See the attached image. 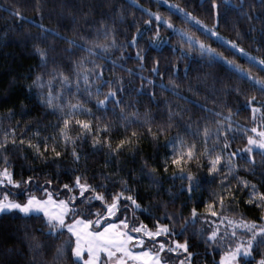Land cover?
<instances>
[{
	"label": "trees",
	"instance_id": "obj_1",
	"mask_svg": "<svg viewBox=\"0 0 264 264\" xmlns=\"http://www.w3.org/2000/svg\"><path fill=\"white\" fill-rule=\"evenodd\" d=\"M169 2L179 5L185 12H190L209 27L212 26L215 17V10L211 8L212 0H169ZM237 2L238 0H230V5H236ZM68 3L69 0H0V139L6 132H9V129H15L17 142L21 138L25 141L31 139L33 143L39 142L41 149H43L44 137L51 138L58 132L60 123H62V116L59 111L49 109L40 103L36 88L33 87L29 90L28 85L33 76L38 72H43L45 79H47L50 73L55 75L51 72L53 67L71 75V60H78L81 56L87 57L89 63L86 66L91 67L90 61L93 57L88 56L80 49H74L72 54L64 53L62 50L68 47L66 42L49 36L41 46L55 49L56 63L53 64L51 60L53 53L50 52L49 64L43 69L40 68L38 66L39 59L33 52V44L36 41L29 38L35 36L39 29L31 21H35L36 24L42 23L59 32L61 36L76 39L78 43L81 42L79 40L81 35L86 36L89 40H94L96 43H110L112 39H115L116 47L110 48L108 53L104 54L105 59L96 58V62L105 66L104 80H113L117 76L123 77L125 90L121 94V107L124 108L123 114L125 116L135 112L138 113L140 121H143L147 113L155 129L156 124L167 122L169 103L174 108L177 105H182L188 111L185 112L183 120L176 118V126L166 136H160L157 140H153L151 136L147 135L146 124L142 125L140 122L132 124L129 131L134 129L138 132L143 131L145 134L139 141L135 152L125 149L120 152L118 157L110 154L105 147L99 146L94 149L91 135L76 139L75 147L80 154L79 162H74L71 156L73 146H65L60 140H57L56 147L58 151H61V156L55 157L53 153L48 152L47 161L37 159L33 149L29 148L27 143L15 147L9 143L5 154L9 157V168L13 172V179L19 181L31 176L32 181L28 185L21 183L19 187L8 184L0 185V197L7 194L8 197L19 198L23 201L28 194L43 196V188L49 187L54 196L65 199L71 193L62 185H71L76 175H82L87 178L90 184L106 185L107 196L110 201L112 194L122 187L120 180H127L128 188L131 190L130 194L141 205V208L137 209L135 213L130 209L128 210L132 224L137 225L143 222L149 228H154L156 218L161 217V222L172 225L173 221H169L166 218L167 215L179 213L174 221L175 231L178 233L174 238L179 242L187 240L189 251L196 253L192 257V264H218L219 250L212 252L204 242L208 232L211 231V221L215 218L209 216L208 222H205L197 217L195 222H190L183 231H181V224L184 217L189 216L192 208H196L201 215H208L205 210V203L212 202V193L217 189L219 176L209 175L206 159L203 161V166L199 168L193 162L190 165V170L199 183L189 193L187 180L181 181L178 176L173 177L171 166L167 173L163 172L162 161L166 156L172 154L170 148L166 147V138L171 136L175 141L177 136H184L191 143L192 136L188 134L185 123L189 117L192 122L191 131L194 133L198 121L200 126H203L201 117H207L209 121H213L216 119L213 115L214 112L220 111L226 116L229 108L233 113L231 120L234 128L237 125L246 129H251L253 126L258 127L262 123L260 114H257L256 120L253 121L251 109L247 107L246 101L247 97L252 95L256 96L257 101H264V95L250 87L247 81H240L215 65L209 66L207 57L201 58L198 51L193 50L187 54V44L184 45L186 55H182L179 37L165 26L160 27V37L164 43L150 46V39L157 27L154 17L150 30L144 31L137 40V47L145 50L143 69L139 67L140 61L136 58L137 47H124V58L121 59L120 45H127L131 42L137 27L141 30L147 27L144 21L149 17L144 9L160 12L163 16L168 17L177 28L188 31L195 30V25L192 22L185 24L175 9H168L167 5L161 3L160 0H92L91 4L88 3V0L82 4L72 0L76 8H83L84 11H87L89 7L93 9L86 20L78 13L79 18L75 22L67 16ZM217 3H220L221 7L219 27L216 31L227 39H236L237 43L251 55L264 58V33L261 31V24L255 19L249 21L245 16L240 15L238 11L231 10V8L226 11L221 0H217ZM16 8L27 18V22L18 20L12 15V11ZM253 8L255 15L264 18V7H261L257 0H244L246 12L251 14ZM62 11L63 17H61ZM102 21L112 29V35L107 40L104 36V30L97 31ZM250 27H254L255 31H250ZM237 31L240 33V38H237ZM196 34L200 35L199 32ZM200 38L206 44L216 48L217 51H224L218 47L217 43H213L215 38L206 39L204 36ZM225 55L229 54L225 53ZM235 59L237 63L248 68L255 76L264 79V72L259 71L258 68L250 67L240 57H235ZM114 60L117 64L115 68L112 64ZM156 60L159 61L163 81H161L159 73L154 75L151 72ZM172 65L177 66L174 78L179 84L178 91L180 94L212 109L211 113H206L192 104H184V101L178 100L172 92L161 90L159 87L161 82L168 84ZM186 66L187 73H185ZM128 69H131L134 75L129 74ZM141 76L153 80L154 85H149L147 80L142 81ZM141 84L144 85V94H138L136 91L141 87ZM189 85L197 89L199 95H194L193 92L189 91ZM226 85L227 91H224ZM59 86V79L53 81L54 89ZM83 87L81 81V88L83 89ZM236 88L241 90V95L236 94ZM153 89L155 99H152L150 95ZM47 91L48 86L46 85L44 92L47 93ZM72 91H75L74 87ZM101 91H107V84L101 88ZM65 95L68 94L65 93ZM81 98L87 99L83 93ZM85 106L93 110L94 127L96 116L102 117V123L113 124L112 131L102 133L101 138L104 135H110L112 144L115 146L116 142L126 135L124 128L120 126L122 123L120 107L113 110L114 106L109 104L106 112L97 111L94 97ZM8 109H12L10 116ZM79 118L87 119L88 117L80 116ZM225 124L227 125V121ZM211 126L215 130V125L212 124ZM37 132L39 136L35 135ZM79 132V126L75 125L73 119L69 126V135L78 137ZM9 134L11 135V133ZM232 135L229 133L230 137ZM209 143L211 144V141ZM246 143V137L241 133H236L235 138L230 139V151L243 148ZM51 144L52 141L49 139L50 147ZM256 160L257 170L255 174H252L245 170L244 161L237 159L236 163L239 167L236 174L256 183L261 190H264V183H262L264 177L260 175L264 166L259 164V156H256ZM145 163L149 167L157 168L158 184L152 183L146 175L149 167H145ZM0 164H2V160H0ZM48 179L52 181L51 185L46 184ZM97 190L101 189L98 187ZM76 191L78 193V190ZM237 196L240 201L239 208L233 205L227 215L231 216L233 212H242L246 218L256 219L259 223L260 210L243 203L244 193L238 192ZM77 202L79 203V201ZM92 207L94 210L102 206L99 201H93ZM39 217L37 219L35 214L25 215L17 211L0 213V264H72L70 248L67 250L65 258L53 259L57 245L68 235L67 231L64 230L63 235L53 239L46 234L47 229L43 224V216L39 215ZM88 218L93 217L89 216ZM201 229L204 230L203 235L200 234L199 230ZM32 237H35V241L31 240ZM30 243H39L41 247L38 250L30 251ZM260 251L261 249L258 248L257 258H259ZM168 256L171 258L173 254L169 253ZM172 264H178V261L172 262Z\"/></svg>",
	"mask_w": 264,
	"mask_h": 264
},
{
	"label": "snow or ice",
	"instance_id": "obj_2",
	"mask_svg": "<svg viewBox=\"0 0 264 264\" xmlns=\"http://www.w3.org/2000/svg\"><path fill=\"white\" fill-rule=\"evenodd\" d=\"M76 2L82 4L85 0H76ZM91 2L92 0H88L89 4ZM160 2L167 5L170 10L175 9L183 18L185 24L192 22L195 25V30L188 31L177 28L168 17L163 16L160 12L144 9V12L149 17V19L144 21L147 27L143 30L137 27L136 32L132 35L131 42L127 45H120L122 50L121 59L124 58V47H137L138 37L143 35L144 31L150 30L152 18L154 17L157 27L150 39V46L164 43L160 37V27L165 26L167 29H171L174 35L179 37L182 55H186L184 53V45L187 44V54H190L193 50L198 51L201 58L207 57L209 66L215 65L223 69L226 74H230L240 81H247L250 87L256 89L261 95H264V79L255 76L248 68L237 63L235 57L242 58L250 67L258 68L262 72H264V58L251 55L237 43L236 39H227L216 31L219 27L221 7V4L217 3V0H212L211 2V8L215 10L214 22L211 27L204 24L190 12H185L179 5L170 3L169 0H160ZM257 2L261 7H264V0H257ZM221 3L224 5L226 11L231 8V10L238 11L240 15L245 16L249 21L253 19L258 21L262 26L261 31L264 33V18L255 15L254 8L251 14L246 12L244 10V0H238L236 5H230V0H221ZM92 10V7H89L87 11H84L83 8H76L72 0H69L67 16L75 22L79 18V13L86 20ZM12 15L18 20L27 22V18L22 15L18 8L12 11ZM63 15L62 11L61 17ZM31 23L39 29V32L35 36H30L29 38L36 41L33 44V52L39 59L38 66L40 68L43 69L49 64L50 52L53 53L51 57L53 64L56 63L55 49L41 46V44L47 41L49 36L62 39L66 42L68 47L62 50L64 53L72 54L74 49H80L84 53H87L88 56L93 57V59L90 61V68L86 66L89 61H87V57L85 56H81L78 60H71V75L53 67L51 72L55 73V75L50 73L47 79H45L43 72H38L33 76L31 83L28 85L29 90L33 87L36 88L40 103L46 105L49 109L59 111L62 116V123H60L58 132L51 138L44 137L43 149H41L39 142L33 143L31 139L25 141L21 138L17 142L15 129H9V132H6L3 138L0 139V160H2V164H0V185L8 184L19 187L21 183L28 185L32 181L31 176L19 181L13 179V172L9 168V157L5 154L9 143L14 147L17 145L23 146L27 143V146L33 149L34 156L37 159L47 161L48 152L53 153L55 157L61 156V151H58L56 147L57 140H60L65 146H73L71 156L74 162H79L80 154L75 147L76 139L91 135L94 149L102 146L107 148L110 154L118 157L120 152L125 149L135 152L139 141L145 134L143 131L138 132L134 129L129 131L132 124L137 122H140L142 125L146 124L147 135L151 136L153 140H157L160 136H166L176 126V118L184 119V114L188 110L182 105H177L174 108L170 103L167 122L156 124L155 129L147 113L143 121H140L138 113L132 112L127 116L123 114L124 108L121 107V94L125 90L123 77L117 76L113 80H104L103 73L105 66L96 62V58L100 60L105 59L104 54H107L110 48L116 47L115 39H112L110 43H96L94 40H89L86 36L81 35L79 37L81 42L78 43L76 39L61 36L59 32L46 27L42 23L36 24L35 21H31ZM100 30H104L106 40L112 35V29L103 21L97 29V31ZM250 31H255V28L250 27ZM197 32L200 35H197ZM201 36H204L206 39L215 38L213 43H217L218 47L224 49V51L219 52L216 48L206 44L200 38ZM237 38H240L239 31H237ZM173 50L175 51V49ZM144 52V49L137 47L136 58L140 61L139 67L141 69L144 66ZM225 53L229 55H225ZM112 64L113 68L117 66L115 60ZM120 67H123V65H120ZM176 70L177 66L172 65V73L169 76L168 84L161 82L159 85L161 90L172 92L178 100L184 101V104H192L194 107L201 108L206 113H211L212 109L180 94L178 91L179 84L174 78ZM127 71L129 74L134 75L131 69ZM151 72L154 75L159 73L161 81H163V73L160 72L158 60L154 61ZM185 73H187V66ZM57 79H59L60 86L54 89L53 81ZM141 80H147L149 85H154V81L147 77L141 76ZM81 81L84 85L83 89L81 88ZM105 84H107V91L102 92L101 88ZM46 85L48 86L47 93L44 92ZM73 87L75 91H72ZM143 88L144 85L141 84V87L136 89L137 93L144 94ZM189 91L193 92L194 95H199L198 90L191 85H189ZM224 91H227V85ZM235 92L237 95L242 94L239 88H236ZM65 93L68 95H65ZM82 93L87 99L81 98ZM150 95L152 99H155L154 89ZM93 97L95 98V108L97 111L106 112L109 104L114 106L113 110L116 107L121 108L120 119L122 123L120 126L124 128L126 135L121 137L115 146L112 144L110 135H104L101 138L102 133H110L112 131L113 124L108 122L102 123V117L96 116L95 127L93 126V110L85 106ZM246 104L251 109L253 121L256 120L257 114H260L262 123L258 127L253 126L251 129H246L237 125L234 128L231 120L233 113L229 108L226 116L220 111L214 112L213 115L216 119L213 121H209L207 117H201L200 120L203 121V126L201 127L198 121L194 133L191 131L192 122L189 117L185 123L187 124L188 134L192 136L191 143L184 136H177L175 141H173L171 136H167L166 138V147L170 148L172 154L163 159V172L167 173L171 166L173 177L178 176L181 181L187 180V191L189 193L199 183L190 170V165L193 162L199 168L203 166V161L206 159L209 175L214 177L219 176L217 189L212 193V202L205 203V210L208 215H201L197 212L196 208H192L189 216L184 217L181 224V231H183L190 222L194 223L197 217L205 222H208L209 216L215 218L211 221L212 228L205 237L204 242L212 252L219 250L218 264H264V190H261L256 183H252L248 179L236 174L239 167L236 163L237 159L244 161L245 170L252 174H255L257 170L256 156L260 158L259 164L264 166V101H257L256 96L252 95L247 97ZM8 114L9 116L12 114V109H8ZM80 116L88 118L80 119ZM73 119L75 125L79 126L80 129L78 137L69 135V126ZM225 121H227V125ZM212 124L215 125V130H213ZM17 126L19 125L17 124ZM229 133L233 135L230 137ZM236 133L244 135L247 143L244 144L243 148L230 151V139H234ZM35 135L39 136V133L37 132ZM49 139L52 141L51 147L49 146ZM209 141H211V144ZM145 167H149L147 163H145ZM221 169H224V171H221ZM156 173V167H149V171L146 174L154 184L159 183ZM260 175L264 177V167H262ZM262 183H264V180H262ZM46 184L51 185L52 181L48 179L46 180ZM120 184L122 187L112 194L109 201L106 185H93L88 182L86 177L76 175L71 185H62L64 189H67L71 193L67 198L53 199V193L49 190V187L43 188V196L41 197H37L35 194H28L25 202L11 200L5 194L3 197H0V213L12 212L13 210H18V212L25 215L42 213L43 224L47 229L46 234L53 239L59 235H63L66 229L68 235L57 245L53 253L54 260L65 258L67 250L70 248L72 264H172L175 261H178V264H192V257L196 253L189 251L187 240L179 242L174 238L178 235L175 231L174 221L176 215H179V213L167 215L166 218L169 221H173L172 225L161 222V217H157L154 228H149L143 222L139 226L135 224L130 225L127 217L125 219L117 217L118 224L109 222V218L117 216L121 207L125 210L130 209L133 213L141 208V205L137 203V199L130 194L131 190L128 188L127 180H120ZM98 187L101 190L98 191ZM76 190H78V193ZM238 192L245 194L243 201L245 205L254 206L260 210L259 223L256 219L246 218L242 212H233L231 216L227 215L233 205L236 208L240 206L237 196ZM93 201H99L102 207L93 210ZM144 210L147 211V209ZM89 216L93 218L89 219ZM39 218V215H37V219ZM199 231L203 235L204 230L201 229ZM31 240L35 241V237H32ZM40 247L39 243L29 244L30 251L38 250ZM258 248L261 249L259 258L256 256ZM85 252L87 253L86 258ZM169 253L173 254L171 258L168 256Z\"/></svg>",
	"mask_w": 264,
	"mask_h": 264
},
{
	"label": "rangeland",
	"instance_id": "obj_3",
	"mask_svg": "<svg viewBox=\"0 0 264 264\" xmlns=\"http://www.w3.org/2000/svg\"><path fill=\"white\" fill-rule=\"evenodd\" d=\"M37 197H41V196H37ZM8 198L11 199V200H16L18 202H25L27 196H26L25 199H23V201H21L19 198H13V197L12 198L11 197H8ZM53 199H64V197H56V196L53 195ZM13 211H17L18 212V210H13ZM21 214H23V213H21ZM33 214L43 216L42 213H39V214L33 213ZM117 217H119V219H125L127 217L128 220H129L130 225L132 224V220H131V217H130V212L128 210H125L124 208H122L117 213V216L109 218V222L118 224L119 221H118ZM69 222H70V220H69ZM102 223H103V221H102ZM136 226H139V224H137ZM93 227H96V226H93ZM133 235H135V234H133ZM84 255H85V258H86L87 257V253L85 252Z\"/></svg>",
	"mask_w": 264,
	"mask_h": 264
}]
</instances>
